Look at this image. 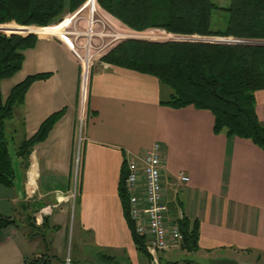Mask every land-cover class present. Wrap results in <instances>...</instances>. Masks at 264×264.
I'll use <instances>...</instances> for the list:
<instances>
[{"label": "crops", "instance_id": "0c3cea01", "mask_svg": "<svg viewBox=\"0 0 264 264\" xmlns=\"http://www.w3.org/2000/svg\"><path fill=\"white\" fill-rule=\"evenodd\" d=\"M36 33L57 36L65 44L70 34L68 29ZM105 33L98 36L114 41L133 37ZM66 45L39 36L34 48L24 52L21 71L0 85L5 100L28 77L49 76L32 83L14 108L15 125L5 123L14 151L46 119L61 113L26 163L17 159L13 185L0 186V218L14 223L0 231V264H24V259L43 255L65 264V244L58 248L67 234L71 248L74 241L79 249L90 247L86 256L95 263L86 264H150L146 251L134 246L119 186L124 159L140 157L153 145L159 146L162 163L166 225H198L197 250L181 245L158 254L159 264H264V152L248 140L214 135L207 111L160 106L163 90L153 77L101 63L84 85L78 59ZM254 99L264 125V90ZM82 113L86 141L78 194L71 202L76 124ZM180 174L189 182L181 183ZM43 211L48 214L39 218ZM83 257L72 264H81Z\"/></svg>", "mask_w": 264, "mask_h": 264}, {"label": "trees", "instance_id": "16d2710c", "mask_svg": "<svg viewBox=\"0 0 264 264\" xmlns=\"http://www.w3.org/2000/svg\"><path fill=\"white\" fill-rule=\"evenodd\" d=\"M87 0H0V85L18 74L24 52L33 49L35 35L22 34L28 27L46 28L82 7ZM96 5L124 27L140 33L160 30L175 37L234 39L264 43V0H230L226 8H218L211 0H95ZM220 15L222 26L215 25ZM40 29H31L38 31ZM102 63L155 78L165 96L159 105L172 110L193 107L213 117L214 135L252 142L264 152V125L255 110L254 94L264 90V46L227 45L193 42H146L126 40L119 43ZM48 75H35L15 85L3 100L0 89V186L13 185L14 173L5 137V123L12 120L13 110L23 103L32 83L44 81ZM61 113L46 119L37 133L21 142L14 151L26 163L32 148L44 142ZM123 167V166H122ZM125 179L122 170L119 197L135 248L145 252L144 241L133 231L127 214ZM14 225L0 218V231ZM182 247L197 250L198 225L190 229L181 223ZM60 261L40 256L24 259V264H53Z\"/></svg>", "mask_w": 264, "mask_h": 264}, {"label": "built area", "instance_id": "2783aa9c", "mask_svg": "<svg viewBox=\"0 0 264 264\" xmlns=\"http://www.w3.org/2000/svg\"><path fill=\"white\" fill-rule=\"evenodd\" d=\"M76 57L79 59L78 56ZM85 127L86 119L82 113L76 124L73 185L69 196L72 202L78 194L81 149L86 141ZM161 165L158 145H153L140 157L124 159L122 164L125 171L123 188L126 195L128 218L133 224L134 234L145 240L144 247L150 258V264H159L158 254L176 249L183 243L179 228L166 225L167 207L163 200ZM177 179L181 183L189 182V178L182 174L178 175ZM47 214V211H43L39 218ZM65 264H70V261L66 259Z\"/></svg>", "mask_w": 264, "mask_h": 264}, {"label": "rangeland", "instance_id": "374dc122", "mask_svg": "<svg viewBox=\"0 0 264 264\" xmlns=\"http://www.w3.org/2000/svg\"><path fill=\"white\" fill-rule=\"evenodd\" d=\"M211 2L217 6L218 8H226L230 0H211ZM214 23L215 25H221V18L219 14H216L214 17ZM9 26H12L13 24H7ZM13 27V26H12ZM23 28V27H22ZM28 30L22 34L19 35H28L29 31L31 30V27L27 28ZM38 29H68L69 30V36H64V40L67 44V46L70 48L71 51H74V55L78 56V63L80 65V69L82 72V81L83 84L87 85L88 79L90 77V73L93 70H96L100 68V64L102 63L101 59L106 56L112 49H114L119 43L128 40V38H142L145 39L146 42H168L167 39L163 40L164 36V31L160 30H152L149 29L144 32H134L126 27H124L122 24H120L118 21L115 19L111 18L108 16L106 13H104L95 3V0H87V2L80 7L77 11L71 14H65L61 21L55 25H51L46 28H38ZM114 32H119L123 34H127L129 36L133 37H127V38H122V39H117V40H112L110 39H102L103 33L105 32H110L112 34ZM75 32V36L72 32ZM105 31V32H104ZM2 32V31H0ZM95 34V36L91 38H87L86 35L88 33ZM103 32V33H102ZM4 33V32H2ZM78 33V34H76ZM99 33H102L100 36H97ZM7 34V33H6ZM37 34V33H36ZM86 34V35H85ZM106 34V33H105ZM167 34V33H166ZM134 35H139V36H134ZM37 37H53L57 38V36H49L46 34L45 35H36ZM153 38V39H150ZM183 38V37H182ZM183 39H190V38H183ZM192 39V38H191ZM57 40L61 41L64 43L61 39ZM246 42V41H245ZM251 42V41H250ZM65 44V43H64ZM87 62V63H86ZM84 64H88L86 67ZM163 96H165V93L163 91ZM16 108V107H15ZM10 122V123H9ZM7 125H15V123L12 121H9ZM6 141L10 146L13 147L14 145L12 144V141L9 139V135L5 134ZM73 185V183H72ZM79 185V184H78ZM72 187V186H71ZM78 190V187H77ZM72 202V200H70ZM1 237V235H0ZM72 239L69 238L68 234L66 238H62L60 241V245L58 249L62 248V245L65 244L64 250H65V260L68 259L70 260V264L72 262L77 261V257L81 258V256H85L82 258V263L84 264L85 262H93L95 263L94 259L92 256H86L87 251H91L90 247H83L82 249H79V247L76 245L75 241L72 244L71 248V241ZM78 247V252H75ZM57 249V248H56ZM57 249V250H58ZM73 249L72 254L70 255V251ZM93 251V250H92ZM72 256V257H71ZM76 264V263H75ZM86 264V263H85ZM99 264V263H96ZM121 264V263H119ZM243 264H248V263H243Z\"/></svg>", "mask_w": 264, "mask_h": 264}, {"label": "water", "instance_id": "95a60500", "mask_svg": "<svg viewBox=\"0 0 264 264\" xmlns=\"http://www.w3.org/2000/svg\"><path fill=\"white\" fill-rule=\"evenodd\" d=\"M3 26H9V25H2L0 27ZM13 27H17V28H22L19 27L15 24L12 25ZM27 29V28H26ZM31 29H38L36 27H31ZM2 33V32H0ZM164 34H162V36H164L163 40H166L168 42H193V43H212V44H227V45H257V46H264L263 42H245V41H238V40H234V39H204V38H198V37H192V39H183L182 37H175L169 34H166L165 32H163ZM2 34H6V33H2ZM10 34H15V33H10ZM15 35H19V34H15ZM28 35H37L34 31H29ZM128 40H137V41H145V39L142 38H128ZM11 161H12V169H13V173H14V179H15V171L17 168V158L14 155V147H11L8 149ZM14 183V182H13ZM212 264H243V263H236L234 261H227V260H223V261H215Z\"/></svg>", "mask_w": 264, "mask_h": 264}, {"label": "bare ground", "instance_id": "6f19581e", "mask_svg": "<svg viewBox=\"0 0 264 264\" xmlns=\"http://www.w3.org/2000/svg\"><path fill=\"white\" fill-rule=\"evenodd\" d=\"M105 32V31H104ZM103 33V32H102ZM10 34V33H9ZM15 34H18V33H15ZM86 35V34H85ZM99 35V34H98ZM97 35V36H98ZM93 36H95V34H92L91 32L90 33H88L87 35H86V37L87 38H91V37H93ZM87 63V62H86ZM86 67L88 66V64H84Z\"/></svg>", "mask_w": 264, "mask_h": 264}]
</instances>
